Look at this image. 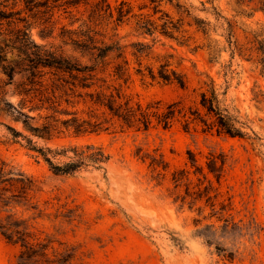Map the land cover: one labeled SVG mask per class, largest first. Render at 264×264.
Segmentation results:
<instances>
[{
  "label": "rangeland",
  "instance_id": "374dc122",
  "mask_svg": "<svg viewBox=\"0 0 264 264\" xmlns=\"http://www.w3.org/2000/svg\"><path fill=\"white\" fill-rule=\"evenodd\" d=\"M24 2L0 0V14L13 15V24L3 22V33L25 27L35 45L82 66L90 61L76 43L89 37L118 43L128 62L126 75L111 77L116 62L111 63L99 75L104 82L97 85L104 91L119 90L142 106L180 102L187 111L198 109L200 93L213 89L221 109L235 117L245 136L219 135L199 122L185 129L181 118L168 129L154 124L137 130L97 111L102 122L97 132L76 136L62 128L45 141L0 112L3 171L22 174L32 183L23 194L16 177L5 176L12 181L0 184V197L9 202L0 204V221L11 216L26 228L30 241L47 245L50 259L67 254L69 264H264V77L257 62V48L264 42V0H107L110 9L102 11L100 0L48 11H28ZM121 3L130 12L119 23ZM140 19L152 25L151 35L139 30ZM139 44L148 49L133 56ZM2 51L12 59L7 49ZM161 65L181 76L184 88L159 79ZM44 72L46 96L56 101L58 111L70 113L58 112L55 118L64 121L75 113L93 124L96 118L78 97L85 91L55 89L54 77ZM0 82L7 83L5 99L18 105L25 76L15 74L8 82L0 72ZM26 106L24 112L34 117L28 120L32 126L51 114L28 112L31 104ZM7 127L39 147L94 145L110 160L104 170L55 175L41 158L34 159L23 140L12 143ZM188 152L204 171L209 155H221L225 167L219 183L211 175L209 182L194 176ZM151 157L167 166L159 176L149 167ZM181 169L190 172V183L176 186L172 173ZM205 187L208 200L201 194ZM19 251V244L0 234V264H18Z\"/></svg>",
  "mask_w": 264,
  "mask_h": 264
},
{
  "label": "trees",
  "instance_id": "16d2710c",
  "mask_svg": "<svg viewBox=\"0 0 264 264\" xmlns=\"http://www.w3.org/2000/svg\"><path fill=\"white\" fill-rule=\"evenodd\" d=\"M85 0H25V8L28 11L34 9L44 8L46 11L51 10L57 6L70 5L73 2H80ZM94 1V0H92ZM101 5L99 11L110 9L107 0H100ZM155 3L156 0H151ZM97 3L96 5H99ZM130 11L124 9V3H121L117 8V22L127 16ZM13 15L0 14V40L3 46L0 50L7 49L12 56L11 60H7L5 55L0 53V72L11 82L15 74L25 76V82L21 85L24 86L18 95L23 98L18 105H14L5 99L3 87L7 83L1 84L0 82V112H4L12 117L15 122H21L23 127L28 130L34 137L49 141L54 133H61V129L70 130L74 135H83L87 133L97 132L102 127V122L96 116L97 111H101V115L109 116L110 120L114 119L121 125L128 128H136L137 130H148L152 125L161 126L163 129H168L172 126L176 118H181L184 128L187 129L194 122H199L206 130H214L217 134H223L230 138H242L245 134L242 132L241 127H237L238 122L235 117L229 115L226 110L221 109L218 97L214 90L211 89L207 92L200 93L199 108L186 111L180 102H172L161 107L159 103L148 104L142 106L140 102L133 101L130 97L125 96L119 90L113 89L111 92L103 90L102 85H97L98 82H104L99 75H105L107 67L116 62L113 67L111 77L115 79H123L126 75V66L128 64L124 56V47L118 43L109 45L104 44L102 41L97 42L94 38L89 37L87 42L76 43L77 48L86 54L89 58V65H80L75 61H70L63 57L56 56L53 52L44 51L41 47L34 44L28 35L27 29L17 28L14 32L3 33L1 27L3 22L13 24L11 21ZM139 30H143L144 34H152V25L148 21L140 19L138 21ZM136 46V45H135ZM138 49L133 53V56L139 54V57L148 49L146 45L139 44ZM257 51L261 54L258 59V64L261 65V71L264 77V42L259 43ZM3 52V51H2ZM14 52H16L14 54ZM48 70L51 74V87L55 89L69 90H83L84 94L79 93L78 97L82 98L84 105H87L92 113V117L96 121L91 124L89 121L80 120L76 117L75 113H71L72 118L59 121L55 118L56 113L70 114L58 111L56 101H53L47 95L48 86L44 83L43 73ZM149 76L154 79L155 75L149 70ZM159 79L166 83H174L181 88H184L185 83L181 76L174 71L168 69V65H161L158 72ZM26 83V84H25ZM59 83V84H57ZM29 86L28 89H25ZM54 94V91H51ZM54 99V96H52ZM68 102V101H66ZM28 112H42L47 111V114L42 119L43 123L40 126H32L28 120H33L34 117L29 113L24 112L27 104ZM203 113V115L201 114ZM107 122V121H105ZM11 134L12 143H19L17 140L25 142V148L34 153V159L41 158L47 165L48 170L55 175H74L81 171L88 169L104 170L108 164L110 157L97 146L84 145L81 147H62L50 148L39 147L36 142L31 138L23 135L21 132L12 127H7ZM188 158L193 168L192 174L197 176L199 174L204 181L209 182L208 175H211L217 183H219L225 167V159L221 155H209L207 158L204 171L203 167L196 164V160L192 152H188ZM0 184L12 181V178H5L11 174L15 176V182L20 185L22 193L25 194L32 186L30 180L26 179L22 174H15L12 171L4 172V163H0ZM149 167L161 175L167 168L162 161L151 157ZM190 172L185 169L174 171L172 173V180L176 186L179 183H190ZM207 187L203 193L204 197H208ZM4 190V188L2 189ZM2 196V195H1ZM16 197V195H12ZM8 201L0 197V204L8 206ZM0 234L10 243L19 244L20 251L18 254V264H69L70 256L67 254H60L50 259L47 254V245L40 242H32L30 235L26 232V228L22 227L21 223L17 220L7 216L4 220L0 221Z\"/></svg>",
  "mask_w": 264,
  "mask_h": 264
}]
</instances>
